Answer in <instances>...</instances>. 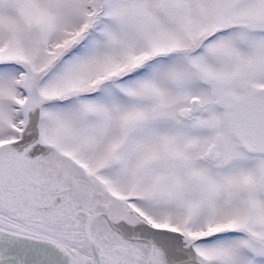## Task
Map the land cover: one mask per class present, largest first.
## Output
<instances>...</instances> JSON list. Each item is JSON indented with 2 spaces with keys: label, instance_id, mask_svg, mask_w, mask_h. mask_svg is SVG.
Masks as SVG:
<instances>
[{
  "label": "snow or ice",
  "instance_id": "1",
  "mask_svg": "<svg viewBox=\"0 0 264 264\" xmlns=\"http://www.w3.org/2000/svg\"><path fill=\"white\" fill-rule=\"evenodd\" d=\"M0 264H264V0H0Z\"/></svg>",
  "mask_w": 264,
  "mask_h": 264
}]
</instances>
